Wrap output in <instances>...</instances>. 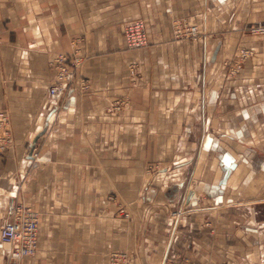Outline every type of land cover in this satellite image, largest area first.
Returning <instances> with one entry per match:
<instances>
[{"label": "crops", "instance_id": "0c3cea01", "mask_svg": "<svg viewBox=\"0 0 264 264\" xmlns=\"http://www.w3.org/2000/svg\"><path fill=\"white\" fill-rule=\"evenodd\" d=\"M257 19L264 0H0L13 138L0 225L13 203L39 215L20 264H109L112 251L130 264H264V34L241 33ZM135 20L148 43L129 51ZM176 21L199 37L175 38ZM239 44L257 59L228 79ZM75 51L82 63L52 99L53 59Z\"/></svg>", "mask_w": 264, "mask_h": 264}, {"label": "built area", "instance_id": "2783aa9c", "mask_svg": "<svg viewBox=\"0 0 264 264\" xmlns=\"http://www.w3.org/2000/svg\"><path fill=\"white\" fill-rule=\"evenodd\" d=\"M173 33L177 39L183 38L194 41L199 37V30L196 26L178 21L173 24ZM123 38L125 47L129 51L145 47L148 43V37L144 21L135 20L126 23L123 27ZM81 63L82 59L76 51L68 55L59 54L53 59L55 82L48 90L52 99L63 95L66 85L73 77V71L80 67ZM12 144L9 115L6 111H0V156ZM110 200L114 202L112 198ZM119 214L124 219L129 218V214L124 208L119 209ZM38 219V213L22 203H13L9 206L8 219L0 225V243L7 245L9 249L5 261L0 262V264H20L24 258L35 254L38 243ZM108 261L109 264H129L128 256L117 251L109 253Z\"/></svg>", "mask_w": 264, "mask_h": 264}, {"label": "rangeland", "instance_id": "374dc122", "mask_svg": "<svg viewBox=\"0 0 264 264\" xmlns=\"http://www.w3.org/2000/svg\"><path fill=\"white\" fill-rule=\"evenodd\" d=\"M241 33L252 37L264 34V21L260 22L257 19L254 22L245 24L241 29ZM251 59H257V57H254V52L249 50L248 48H244L242 44H239L236 47V50L233 51L231 55H225L222 66V74H224V77L228 79L240 80L243 75L244 67L251 61ZM173 214H176V212L172 213L171 217L175 218L176 216H179L178 213L175 216H173ZM117 252H123L129 258V255L126 252Z\"/></svg>", "mask_w": 264, "mask_h": 264}, {"label": "water", "instance_id": "95a60500", "mask_svg": "<svg viewBox=\"0 0 264 264\" xmlns=\"http://www.w3.org/2000/svg\"><path fill=\"white\" fill-rule=\"evenodd\" d=\"M33 144H35V140H34ZM190 196H191V193H189L188 197H190Z\"/></svg>", "mask_w": 264, "mask_h": 264}]
</instances>
